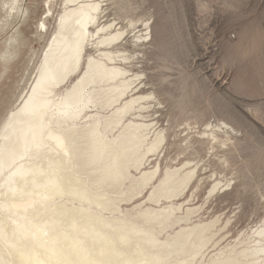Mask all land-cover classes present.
Returning a JSON list of instances; mask_svg holds the SVG:
<instances>
[{"label":"bare ground","instance_id":"bare-ground-1","mask_svg":"<svg viewBox=\"0 0 264 264\" xmlns=\"http://www.w3.org/2000/svg\"><path fill=\"white\" fill-rule=\"evenodd\" d=\"M101 1L61 0L50 28L47 21L54 15L53 0H45L40 28L49 36L34 80L0 121V194L4 196L0 208L13 216L3 219L5 212L0 211V264H44L41 255L49 264H194L213 235L216 221H198L159 238L157 225L175 221L174 210L181 206L175 202L163 208L138 207L119 216L104 214L117 211L119 196L111 194L121 192L125 183L136 193L154 177L157 168L137 176H131L129 169L142 165L165 136L159 130L147 140L145 130L150 124L123 121L127 113L143 108L141 100L151 93L135 94L138 85L132 86V79L136 75H127L123 64H118L128 57L110 46L123 30L99 23ZM4 4L8 14L26 11L24 0ZM141 26L145 31L149 23ZM15 38L6 42L11 47L0 51L3 61L15 55L10 53L18 46ZM89 48L96 55L87 54ZM74 73L75 79L67 84ZM91 107L93 113L87 111ZM39 155L44 156L42 160ZM182 167L166 169L148 199L167 200L182 193L195 174V167ZM54 196L56 200L65 196L77 205L54 200L53 215L41 222L24 219L25 210L36 211ZM48 205L53 207V203ZM253 233V240L217 254L207 264H264V224Z\"/></svg>","mask_w":264,"mask_h":264},{"label":"rangeland","instance_id":"rangeland-1","mask_svg":"<svg viewBox=\"0 0 264 264\" xmlns=\"http://www.w3.org/2000/svg\"><path fill=\"white\" fill-rule=\"evenodd\" d=\"M4 1L0 0V51L11 47L6 44L10 37L19 43L10 52L15 55H9V62L0 59V121L27 94L49 36L40 28L45 0H24L26 11L10 14ZM102 1L99 23L123 30L121 38L110 46L128 57L118 64H123L127 75H136L132 79L136 81L132 86L138 85L135 94L151 93L141 100L143 108L127 113L123 121L150 124L145 138L152 139L159 130L165 136L142 165L129 169L131 176H137L157 168L154 177L136 193L125 183L121 192L111 194L119 196L117 211L104 214L119 216L138 207L180 203L173 213L175 221L157 225L158 237L193 223L216 221L212 237L193 262L207 264L210 258L238 248L242 241L253 240V232L264 224V0ZM60 9L61 0H53L54 15L47 21L50 28ZM146 21L149 27L141 31ZM87 54L96 55L95 49H87ZM87 111L93 113L94 108ZM40 156L44 157L39 155L38 160H42ZM180 167H195L182 193L167 200L160 198L162 201L148 199L163 172ZM52 198L45 202L47 207L42 203L36 211L25 210L24 219L41 222L54 214L58 201L77 205L65 196ZM52 203L53 207L48 205ZM188 207L190 212L185 210ZM3 208L0 211L5 212ZM8 214L1 217H13ZM41 257V263L49 264Z\"/></svg>","mask_w":264,"mask_h":264}]
</instances>
